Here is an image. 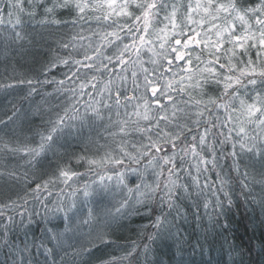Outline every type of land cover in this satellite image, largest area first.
Wrapping results in <instances>:
<instances>
[{
	"label": "snow or ice",
	"instance_id": "6c2138e0",
	"mask_svg": "<svg viewBox=\"0 0 264 264\" xmlns=\"http://www.w3.org/2000/svg\"><path fill=\"white\" fill-rule=\"evenodd\" d=\"M0 44V264H152L237 190L264 215V0H3Z\"/></svg>",
	"mask_w": 264,
	"mask_h": 264
},
{
	"label": "trees",
	"instance_id": "16d2710c",
	"mask_svg": "<svg viewBox=\"0 0 264 264\" xmlns=\"http://www.w3.org/2000/svg\"><path fill=\"white\" fill-rule=\"evenodd\" d=\"M3 3V0H0ZM1 49V48H0ZM19 62L29 60L28 57L17 56ZM0 58V73L3 72L4 65ZM20 64V63H19ZM30 64H21L20 71H28ZM59 78V76H58ZM43 79V77H41ZM41 93L51 92L49 86L40 89ZM12 97H5L0 93V110L7 106V101ZM39 103L40 96L34 98ZM23 107L27 109L29 105L24 103ZM40 124V119L35 118L32 122L33 128ZM83 171V169H78ZM236 199V205L228 215L227 227L221 218L220 225H213L205 217L202 221H196L192 215H189L187 221H180V235L169 236L165 240L157 241L153 247V253L150 256L152 264H264V254H261L260 244L264 242V215L259 208H252L243 203V196L239 195ZM39 219V218H37ZM128 220V230L126 236H114L113 238L121 245L130 244L132 241H138L145 234L141 231L142 227L150 225L149 217L143 215L132 216ZM37 236L40 235L39 228L33 224ZM150 233L153 229L148 226L145 229ZM175 231V230H174ZM23 238V234H18ZM143 242H147L144 240ZM240 255H237L236 252ZM99 255V254H98ZM0 259L3 256L0 255Z\"/></svg>",
	"mask_w": 264,
	"mask_h": 264
},
{
	"label": "rangeland",
	"instance_id": "374dc122",
	"mask_svg": "<svg viewBox=\"0 0 264 264\" xmlns=\"http://www.w3.org/2000/svg\"><path fill=\"white\" fill-rule=\"evenodd\" d=\"M0 50H2V44H0ZM0 58H4L2 54H0ZM20 64H18V68L20 67L21 64H30V59L29 60H23L22 62H19ZM122 223V227L118 228L115 232L114 236H126L127 235V230H128V220H124L121 222Z\"/></svg>",
	"mask_w": 264,
	"mask_h": 264
}]
</instances>
